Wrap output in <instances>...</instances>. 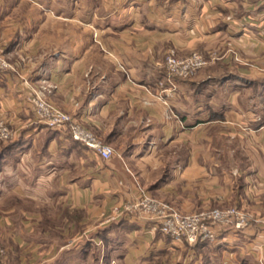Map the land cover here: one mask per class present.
Segmentation results:
<instances>
[{
    "label": "crops",
    "instance_id": "0c3cea01",
    "mask_svg": "<svg viewBox=\"0 0 264 264\" xmlns=\"http://www.w3.org/2000/svg\"><path fill=\"white\" fill-rule=\"evenodd\" d=\"M0 48L17 69L0 72L18 141L0 148L8 264H264V0H0ZM171 49L219 59L160 98ZM32 88L115 157L37 124ZM138 186L181 213L255 220L194 248L147 219L106 222Z\"/></svg>",
    "mask_w": 264,
    "mask_h": 264
},
{
    "label": "built area",
    "instance_id": "2783aa9c",
    "mask_svg": "<svg viewBox=\"0 0 264 264\" xmlns=\"http://www.w3.org/2000/svg\"><path fill=\"white\" fill-rule=\"evenodd\" d=\"M216 53L210 57L199 52L179 56L174 49L169 50L165 59V76L157 82V97L173 94L177 91V80H190L201 70L217 62ZM17 72L0 48V72ZM27 86H31L27 83ZM149 94L152 91L147 89ZM37 124L51 130L67 133L71 139L85 146L102 161L112 160L114 148L103 142L91 130L85 127L73 114L55 106L41 92L32 88L29 99ZM16 132L7 119L0 117V144L15 139ZM106 222H115L129 217L147 219L154 223L155 229L176 244L194 248L199 243H215L219 229L245 231L255 219L239 206L227 208L213 207L200 212L181 213L172 204L153 197L144 187L138 186L133 197L116 204L108 214H103ZM264 226V220L261 222ZM0 264H8L6 251L0 249Z\"/></svg>",
    "mask_w": 264,
    "mask_h": 264
},
{
    "label": "rangeland",
    "instance_id": "374dc122",
    "mask_svg": "<svg viewBox=\"0 0 264 264\" xmlns=\"http://www.w3.org/2000/svg\"><path fill=\"white\" fill-rule=\"evenodd\" d=\"M56 31H57V29H56ZM77 34H78V31H77ZM80 34V33H79ZM82 35V34H81ZM83 36V35H82ZM57 46H61V47H63V48H65L66 49V47H67V39H63V38H60V39H58V38H56L55 39V49H57L58 47ZM209 67V66H208ZM207 68V67H206ZM205 68V69H206ZM204 70V69H203ZM202 71V70H201ZM200 71V72H201ZM18 145V141L16 140H12V141H9V142H5V143H3V144H1L0 145V148L4 151L5 150V152L7 151V152H9L8 150L9 149H14L15 148V146H17ZM74 258H78L77 260H79L80 258H79V256H80V253H78V254H75V255H72ZM76 260V261H77ZM75 261V262H76ZM74 262V263H75ZM48 264H55V260L52 262V263H48ZM65 264H70L69 262L68 263H66L65 262ZM76 264H78V261L76 262ZM80 264V263H79Z\"/></svg>",
    "mask_w": 264,
    "mask_h": 264
},
{
    "label": "trees",
    "instance_id": "16d2710c",
    "mask_svg": "<svg viewBox=\"0 0 264 264\" xmlns=\"http://www.w3.org/2000/svg\"><path fill=\"white\" fill-rule=\"evenodd\" d=\"M1 144H3V143H1ZM1 144H0V145H1Z\"/></svg>",
    "mask_w": 264,
    "mask_h": 264
}]
</instances>
